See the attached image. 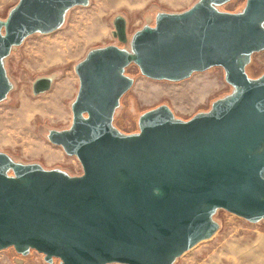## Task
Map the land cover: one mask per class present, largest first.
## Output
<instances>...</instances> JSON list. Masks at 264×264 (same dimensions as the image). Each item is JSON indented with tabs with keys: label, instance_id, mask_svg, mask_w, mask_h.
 Masks as SVG:
<instances>
[{
	"label": "water",
	"instance_id": "water-1",
	"mask_svg": "<svg viewBox=\"0 0 264 264\" xmlns=\"http://www.w3.org/2000/svg\"><path fill=\"white\" fill-rule=\"evenodd\" d=\"M229 1L160 12L155 25L135 32L131 51L95 48L76 65L72 125L48 137L84 171L70 175L0 152V250L35 249L61 264H173L217 231L218 208L264 219V76L246 69L264 50V0H247L238 12L219 8ZM88 3L19 0L0 20V101L12 88L4 67L12 47L59 28L69 8ZM114 25L128 41L124 17ZM132 62L149 78L171 81L222 66L235 90L190 119L169 105L150 109L137 133H125L114 115L134 84L126 73ZM51 82L38 78L34 91Z\"/></svg>",
	"mask_w": 264,
	"mask_h": 264
},
{
	"label": "rangeland",
	"instance_id": "rangeland-1",
	"mask_svg": "<svg viewBox=\"0 0 264 264\" xmlns=\"http://www.w3.org/2000/svg\"><path fill=\"white\" fill-rule=\"evenodd\" d=\"M18 1L0 0V20L7 18ZM199 1L89 0L87 5L69 8L59 28L47 33L37 31L14 45L4 58L12 88L0 101V152L18 163H38L45 169L81 175L84 170L78 157L69 155L48 137L51 129L65 130L72 125V103L80 86L76 65L95 48L116 45L131 51L135 32L145 25H155L160 12H184ZM246 2L230 0L219 8L238 12ZM119 15L126 21V42L113 33ZM246 69L252 78L264 76V50L251 55ZM126 73L134 78V84L121 98L114 115V124L125 133H137L140 116L150 109L169 105L177 118L190 119L209 111L215 101L235 90L222 66L195 72L180 81L149 78L135 62L127 66ZM41 77H49L51 86L35 92L34 83ZM213 218L218 223L217 231L176 257L173 264H264V219L252 222L223 208H218ZM0 264L61 261L50 263L35 249L22 254L9 247L0 250Z\"/></svg>",
	"mask_w": 264,
	"mask_h": 264
},
{
	"label": "flooded vegetation",
	"instance_id": "flooded-vegetation-1",
	"mask_svg": "<svg viewBox=\"0 0 264 264\" xmlns=\"http://www.w3.org/2000/svg\"><path fill=\"white\" fill-rule=\"evenodd\" d=\"M225 11H226V10H225ZM231 12H232V11H231ZM44 256H45V255H44ZM55 259H58V258H54V260H55ZM59 261H60V259H59Z\"/></svg>",
	"mask_w": 264,
	"mask_h": 264
}]
</instances>
